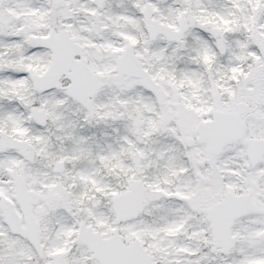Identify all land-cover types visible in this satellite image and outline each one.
Wrapping results in <instances>:
<instances>
[{"label":"snow or ice","instance_id":"1","mask_svg":"<svg viewBox=\"0 0 264 264\" xmlns=\"http://www.w3.org/2000/svg\"><path fill=\"white\" fill-rule=\"evenodd\" d=\"M0 264H264V0H0Z\"/></svg>","mask_w":264,"mask_h":264}]
</instances>
